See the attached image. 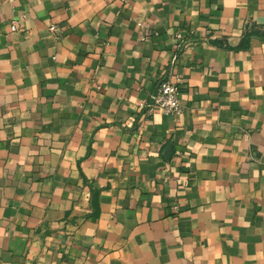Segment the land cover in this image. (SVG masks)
I'll return each mask as SVG.
<instances>
[{"label":"crops","instance_id":"1","mask_svg":"<svg viewBox=\"0 0 264 264\" xmlns=\"http://www.w3.org/2000/svg\"><path fill=\"white\" fill-rule=\"evenodd\" d=\"M0 264H264V0H0Z\"/></svg>","mask_w":264,"mask_h":264},{"label":"built area","instance_id":"2","mask_svg":"<svg viewBox=\"0 0 264 264\" xmlns=\"http://www.w3.org/2000/svg\"><path fill=\"white\" fill-rule=\"evenodd\" d=\"M20 26V23L13 22L10 28L18 30ZM49 29L53 32L57 31L55 25H50ZM149 105H155L165 112L178 113L180 111L179 86L169 79H162L157 90L151 95Z\"/></svg>","mask_w":264,"mask_h":264}]
</instances>
